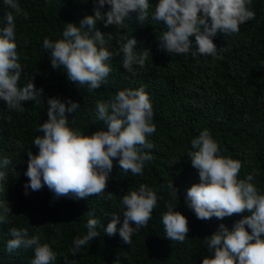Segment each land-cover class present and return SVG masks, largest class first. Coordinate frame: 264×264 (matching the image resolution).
Segmentation results:
<instances>
[{
  "label": "trees",
  "instance_id": "1",
  "mask_svg": "<svg viewBox=\"0 0 264 264\" xmlns=\"http://www.w3.org/2000/svg\"><path fill=\"white\" fill-rule=\"evenodd\" d=\"M148 2V15L143 21H139L138 12H130L118 27L105 28L104 22L97 23L102 34H112L110 39L105 37L104 45L112 53L105 62L111 71L106 82L92 90L88 85L78 87L70 82L66 70L51 67L50 51L43 48V40L63 39L65 24L79 26L85 16L94 14L95 0H17L22 12L28 14L25 20L22 14L13 12L14 42L24 69L18 86H26L27 74L34 77L33 83L43 89V95L24 102L23 111H9L6 102L0 100V171L6 173L0 181V205L10 207L7 222H0V264H30L34 258L33 249L22 247L8 252L7 242L13 238L9 229L13 227L26 229L29 238L39 236L41 244H48L56 253L53 264H65V257L73 264H202L205 256H211L205 238L213 235L221 223L231 229L235 222L250 215L245 211L223 220H199L186 207L187 190L199 183L188 153L193 151L191 141L205 129L219 147L217 155L241 162L237 179L252 175L250 183L264 195V0H252L254 19L240 24L238 33H218L213 38L216 55L199 56L198 61L190 54H169L159 49V38L167 28L152 18L159 0ZM108 10L110 6L105 5L102 12ZM7 11L12 10L0 0V29L5 26ZM125 35L137 41V58L144 50L150 52L143 66L133 63L131 71L121 63ZM190 39L194 43V38ZM141 87L149 96L156 127L155 133L146 136L154 147L143 150L152 159L144 163L142 175L123 172L114 159L106 189L100 195L55 199L46 186L40 191L29 188L25 194L24 185L29 182L24 175L27 152L38 154L34 140L43 135L38 129L48 119L49 98L79 103L75 113H66L67 126L90 136L107 130L106 123L97 119L98 101L107 103L121 90ZM4 159L10 163L4 165ZM170 183L178 189L177 196L170 190ZM142 184L156 193L157 204L152 218L133 234L129 245L122 241L119 231L109 236L105 229L112 215L122 217L123 195L139 191ZM168 206L188 221L189 232L183 242L166 238L162 216ZM3 214L4 208L0 207ZM89 219L98 221L99 236L73 255L74 240L87 234ZM121 226L122 219L117 229Z\"/></svg>",
  "mask_w": 264,
  "mask_h": 264
},
{
  "label": "clouds",
  "instance_id": "2",
  "mask_svg": "<svg viewBox=\"0 0 264 264\" xmlns=\"http://www.w3.org/2000/svg\"><path fill=\"white\" fill-rule=\"evenodd\" d=\"M251 3L252 0H159L152 18L162 22L167 31L161 34L158 47L169 54H190L197 61L199 56L214 57L217 47L213 38L218 33H238L240 24L254 19ZM4 4L12 11L5 12V26L0 29V100L6 102L9 111H23V103L42 97L43 89H37L34 77L27 74L29 82L24 87L18 86L24 69L18 62L14 42L13 12L22 14L25 20L28 14L22 12L17 0H4ZM105 5L110 6V10L102 12ZM148 9V0H95L94 14L85 16L79 26L65 24L63 39L54 42L44 38L43 48L50 51L51 67L66 70L67 79L78 87L88 85L92 90L99 89L111 71L105 62L111 59L112 53L104 45L105 37L110 39L112 34H102L97 23L104 22L105 28L118 27L130 12H138L139 21H143ZM190 38H194V43ZM123 39L126 42L120 48L122 67L128 71L133 63L142 67L150 52L144 50L137 58L134 55L137 41L126 35ZM47 105L48 119L38 129L43 135L34 140L38 154L27 152L24 175L29 182L24 185L26 195L29 188L40 191L44 186L55 199L79 200L100 195L106 189L114 159L118 160L123 172L143 174L144 163L152 159L143 150L154 147L146 136L156 131L152 123V105L143 87L121 90L107 103L98 101L97 119L106 123L107 130H98L90 136L74 132L67 126L66 113H75L79 103L52 97L47 100ZM191 146L193 151L188 157L191 166L198 171L199 183L187 190L186 207L199 220L213 217L223 220L233 214L250 213L235 222L231 229L221 223L213 235L205 238L211 256H205L202 264H264V195L258 194L250 183L253 176L237 179L241 162L217 155L219 147L207 129L191 141ZM9 163L8 159L3 160L4 165ZM5 177L6 173L0 171V181ZM169 188L177 196L178 189H174L172 183ZM157 199L156 193L143 184L139 191L123 195V215H112L105 232L112 236L119 231L122 241L130 245L133 234L152 218ZM0 207L4 208L0 222L6 223L10 207ZM121 219L122 226L118 230ZM162 223L169 240L183 242L187 238L188 221L171 206L163 214ZM97 224L96 219L88 220L87 234L74 240L73 255L99 236ZM247 229L251 230L250 234ZM9 234L13 237L7 242L9 253L23 247L34 250L30 264H53L56 260V253L48 244H41L39 236L29 238L26 229L16 227L9 229ZM64 261L73 264L67 257Z\"/></svg>",
  "mask_w": 264,
  "mask_h": 264
}]
</instances>
